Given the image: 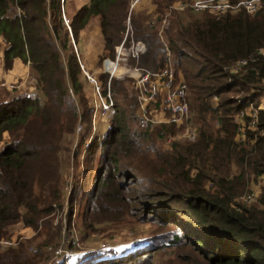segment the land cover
Listing matches in <instances>:
<instances>
[{
  "label": "trees",
  "instance_id": "obj_1",
  "mask_svg": "<svg viewBox=\"0 0 264 264\" xmlns=\"http://www.w3.org/2000/svg\"><path fill=\"white\" fill-rule=\"evenodd\" d=\"M180 1L188 2L145 0L136 5L155 4L151 11L129 15L133 38L146 46L137 61H129L152 71L163 68L165 45L158 32L166 15V43L176 78L187 84L188 120L196 136L168 141L184 125L142 127L138 100L133 97L128 108L126 100L115 99L102 137L83 136L84 144L91 143L86 162L95 168L80 222L89 232L130 217L152 229L144 243L123 254L101 258L97 251L89 252L75 264H264V110H258L256 129L247 132L246 143L237 138L236 119L264 97V54L259 53L264 5L254 13L171 8ZM66 2L0 0L4 68L16 57L28 62L36 89L32 96L0 93V238L9 237L17 224L36 231L26 241L33 244L32 252L11 250V259L0 255V264L67 262L52 257L61 229L48 218L64 196L63 139L78 119L89 122L82 44L97 21L98 63L114 58L130 0H88L68 16V24L63 19ZM250 57L254 61L247 69L229 71L234 61ZM98 77L106 85L108 73ZM115 78L109 85L117 88ZM5 133L10 138L4 143ZM258 180L257 199L240 201ZM85 189L76 186L69 202L79 196L80 205ZM163 248L168 257L154 261Z\"/></svg>",
  "mask_w": 264,
  "mask_h": 264
},
{
  "label": "rangeland",
  "instance_id": "obj_2",
  "mask_svg": "<svg viewBox=\"0 0 264 264\" xmlns=\"http://www.w3.org/2000/svg\"><path fill=\"white\" fill-rule=\"evenodd\" d=\"M87 1L88 0H67L64 6L65 14L63 16V19L65 17V19L68 21V16ZM153 5L155 4L152 2V4L150 3L146 6H140L139 8L135 6L132 10L134 12H137L136 15H138L140 14V11H151ZM98 30L99 25L97 24V21H95V23H93V25L86 30L87 34L82 44L83 60L81 65L83 68H81L84 73H87L89 76L94 78L96 84L99 87V90L101 91L102 97L109 94L112 101V106L106 111L104 115H95V109L98 107V105H100V97L98 96V94H96L97 91L95 89V83L91 82L92 79L91 81L88 79V87L85 89L86 94L88 95V106L91 107L88 116L89 122L88 125L86 124L88 127L86 128V130H84L86 125L78 119L73 133L65 136L63 139V153L65 162L64 168L62 169V175L64 179V196L60 201V205L56 206V209L52 211L50 217L48 218V221H51L54 226H57L61 229V237L58 241L59 243L56 249H52V257L53 259L59 260L63 258L67 259L66 264H75V260L79 259L78 257L89 252L97 251L101 258L113 257L114 255H120L121 253L123 254L124 251L133 249L136 244L139 243L138 245H140L144 243V238L146 237L148 231L152 229V226L150 224L140 225L135 221L134 218L130 217L124 218L123 220L117 221L115 223L102 224L98 226L95 231L89 232H85L86 230L83 228V225L80 222V218L82 217L83 213V204H85L87 201V191L89 189L95 168V166L91 168L89 163L86 162V158L89 153V146L91 143L90 141H87L84 144L85 141L83 139V136L87 135L88 138H93L96 136L97 138L102 137L103 131L107 129L108 123L111 121L113 115V113L111 112V108L115 104L116 98H122L123 100H126L128 108H130V100L133 99V97L138 99L137 89L134 84L136 75H133L130 72L134 67H136L134 65H130L131 62L129 61V59L131 57L127 58L126 60L120 61L118 67L119 70L116 73L117 76H112L116 77L115 80H118L120 82L117 88H114L113 86L108 84V82H110V74L107 71L108 65L106 63V61L108 60H114L116 56L115 47L120 44L126 33L127 39L125 42V48H127V46L129 45V39H134L131 20L129 29H127L125 21V30L122 33V39L119 43L116 42L114 45V58L105 57L102 60L101 65L98 63L99 60L97 57V53L99 52V41L94 38L95 33L98 32ZM160 40L166 42L165 32H163V37H160ZM71 41L75 47L73 40ZM135 60L137 61L138 58ZM25 64L28 66L29 74V64L28 62H26ZM101 72L108 73V80L106 81V85H103L99 80L98 75ZM123 88L124 90H122ZM35 90H33L32 94H34ZM5 91H10L13 93L20 92L16 89L7 90L5 87H0V93H5ZM122 93L126 94V98H123V96L121 95ZM259 104L262 105V110H264V97H262ZM156 108L159 109V105H156ZM79 111H81V109H79ZM136 114L138 115V107ZM9 138V135L5 133L2 142H7ZM94 164H96V161L94 162ZM255 184L256 181H252L250 183V187ZM76 186H79L80 189H82L83 186L86 187V189L83 191V195H85L83 197L84 200L80 205L79 196L76 197L75 201L73 200V203L72 199H70L69 202V197L70 195L72 197V193L74 192ZM240 201H243V199L240 198ZM21 226V224L15 225L12 228L11 235H9V237L0 238V241L2 239L13 241V243L9 245L2 244V242H0V255H2L4 260L11 259V250H15L16 253L23 255L32 252L31 246L33 244L31 245L26 241L32 238L36 234V231H34L33 228L28 227L31 234L28 236L24 234L23 231H19L21 229ZM39 229H41V227H39ZM166 252V248L161 249L158 253L155 254L154 261L167 258L168 254H165ZM20 258H24V256H21Z\"/></svg>",
  "mask_w": 264,
  "mask_h": 264
},
{
  "label": "built area",
  "instance_id": "obj_3",
  "mask_svg": "<svg viewBox=\"0 0 264 264\" xmlns=\"http://www.w3.org/2000/svg\"><path fill=\"white\" fill-rule=\"evenodd\" d=\"M145 0H130L129 14L126 18V27H130V13L132 9L140 2ZM190 6L194 10H208L210 12L226 13L237 12L239 10H245L247 13H254L260 7L264 5V0H238L231 2L230 0H188L187 3L178 2L173 4L171 8L182 10L186 6ZM170 9L166 14H168ZM64 21L68 24V21L64 17ZM167 16L162 19L160 25L159 35L162 38L165 27L167 26ZM127 39V33L123 37L120 44L115 47L116 56L114 60L106 61L108 67L107 71L112 76H117L119 62L131 57L137 59L146 51L145 44L140 40L129 39V45L125 48V42ZM166 59L163 68L160 70L152 71L143 67H134L130 72L136 75L134 81L137 89L138 100V117L139 123L142 127L152 128L161 124L174 123L175 125H184L183 132L179 135L168 136V141L187 138L193 140L196 136V129L189 122V107L187 103V84L182 79L176 78V70L172 63V57L168 45L164 42ZM259 53L264 54V47L259 49ZM254 58H240L234 61L229 71L237 73L247 69L249 63L253 62ZM115 64V65H114ZM82 67V65H81ZM83 68V67H82ZM87 74V73H85ZM87 78L95 83L96 94L100 97V105L95 109V115H104L106 111L112 106V101L109 94L106 96L101 95L98 85L93 77L86 75ZM26 81L16 80L13 82H0V87H5L7 90H19L27 95H32L34 90V79L31 76H27ZM109 84V82H108ZM159 105V109L156 108ZM262 109V105L255 106L253 104L248 105L244 110H241L236 119L238 120L237 138L239 141L246 143L247 132L256 129L258 110ZM245 117L247 119H245ZM252 140H250L251 142ZM261 181H256L255 185H251L249 191L245 193L241 198L246 202H254L260 193ZM2 244H12L13 241L2 239Z\"/></svg>",
  "mask_w": 264,
  "mask_h": 264
},
{
  "label": "crops",
  "instance_id": "obj_4",
  "mask_svg": "<svg viewBox=\"0 0 264 264\" xmlns=\"http://www.w3.org/2000/svg\"><path fill=\"white\" fill-rule=\"evenodd\" d=\"M4 48L5 45L2 38H0V81L13 82L20 79L21 81H24L25 84L29 85V82L25 80L27 76H30V74H28V66L20 58H14L10 67L4 68L1 60ZM20 228L19 231H23V233L28 236L31 235L28 227L22 228L21 226Z\"/></svg>",
  "mask_w": 264,
  "mask_h": 264
},
{
  "label": "bare ground",
  "instance_id": "obj_5",
  "mask_svg": "<svg viewBox=\"0 0 264 264\" xmlns=\"http://www.w3.org/2000/svg\"><path fill=\"white\" fill-rule=\"evenodd\" d=\"M115 65V64H114Z\"/></svg>",
  "mask_w": 264,
  "mask_h": 264
}]
</instances>
